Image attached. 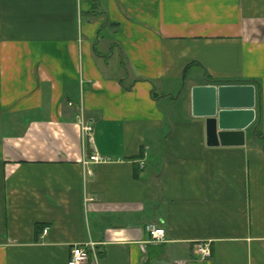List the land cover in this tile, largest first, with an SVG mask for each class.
I'll return each mask as SVG.
<instances>
[{"label": "crops", "instance_id": "0c3cea01", "mask_svg": "<svg viewBox=\"0 0 264 264\" xmlns=\"http://www.w3.org/2000/svg\"><path fill=\"white\" fill-rule=\"evenodd\" d=\"M92 9L0 0V264H68L89 241L86 264H264V0ZM224 86L254 89L243 146L209 147L195 109Z\"/></svg>", "mask_w": 264, "mask_h": 264}, {"label": "water", "instance_id": "95a60500", "mask_svg": "<svg viewBox=\"0 0 264 264\" xmlns=\"http://www.w3.org/2000/svg\"><path fill=\"white\" fill-rule=\"evenodd\" d=\"M194 101L206 118L209 147L245 144L246 129L256 117L252 87L195 88Z\"/></svg>", "mask_w": 264, "mask_h": 264}, {"label": "built area", "instance_id": "2783aa9c", "mask_svg": "<svg viewBox=\"0 0 264 264\" xmlns=\"http://www.w3.org/2000/svg\"><path fill=\"white\" fill-rule=\"evenodd\" d=\"M94 127L90 123H86L84 120L80 122V131L82 138L89 143H94ZM110 159L104 158L95 153L91 155L88 160L84 161V164L95 163L101 164L109 162ZM146 231L149 233L152 241L164 242L166 238V232L163 228L156 224H149L146 226ZM48 234V229L44 230V235ZM198 250L204 258H211L212 251L209 244H200ZM96 256V244L92 241L76 244L71 251V258L68 264H86L90 260V255Z\"/></svg>", "mask_w": 264, "mask_h": 264}, {"label": "trees", "instance_id": "16d2710c", "mask_svg": "<svg viewBox=\"0 0 264 264\" xmlns=\"http://www.w3.org/2000/svg\"><path fill=\"white\" fill-rule=\"evenodd\" d=\"M93 4V9L91 11V14L93 16H99L101 15V13L98 11L99 10V3H100V0H90ZM103 14V13H102ZM259 134V133H258ZM135 177L136 178H139V175H138V171L136 169V173H135ZM99 255V253H97ZM93 257V254L90 255V258Z\"/></svg>", "mask_w": 264, "mask_h": 264}, {"label": "rangeland", "instance_id": "374dc122", "mask_svg": "<svg viewBox=\"0 0 264 264\" xmlns=\"http://www.w3.org/2000/svg\"><path fill=\"white\" fill-rule=\"evenodd\" d=\"M185 84H186V82L183 81V83H182V87H181V88H182V89L184 88V91L186 90V86H185ZM178 95H179V94H177V93L174 94L175 97H177Z\"/></svg>", "mask_w": 264, "mask_h": 264}]
</instances>
